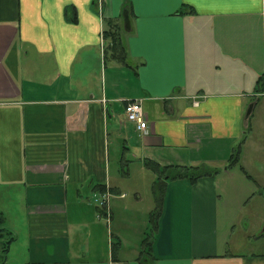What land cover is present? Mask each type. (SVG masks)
<instances>
[{"label": "crops", "instance_id": "1", "mask_svg": "<svg viewBox=\"0 0 264 264\" xmlns=\"http://www.w3.org/2000/svg\"><path fill=\"white\" fill-rule=\"evenodd\" d=\"M134 99L147 133L126 118ZM260 113L264 0H0V264H264V244L229 249L241 213L218 178L245 190ZM199 163L214 174L169 178ZM134 165L148 212L126 197ZM158 208L144 254L136 220Z\"/></svg>", "mask_w": 264, "mask_h": 264}, {"label": "rangeland", "instance_id": "2", "mask_svg": "<svg viewBox=\"0 0 264 264\" xmlns=\"http://www.w3.org/2000/svg\"><path fill=\"white\" fill-rule=\"evenodd\" d=\"M122 28H124V24L122 21ZM123 30V29H122ZM260 118L258 119L257 126L253 129V143H254V159L250 162L249 172L246 173L247 178V186L245 190L240 194V197L243 195L244 191L249 194L246 199H240L236 197V182L240 176L230 175V176H219L220 178V189L226 187L225 195H222L220 199L227 201L229 206L231 207V211L235 214L241 213L239 219L236 217V227L234 228L231 235V242L233 244L240 243V247L235 245H230L229 249L236 251V249L241 248L243 251H247L248 253L252 251H257L260 249L261 245L264 244V120L262 119V113L259 114ZM249 145V144H248ZM253 146V145H252ZM230 166L235 165V161H230L228 163ZM134 165L133 169L136 172L135 180H124L127 199L135 198V195L138 194L141 196L140 201L132 202L135 208L144 209L148 212L151 207L156 206V200L154 199V195L152 192V187H150L151 180L148 175L145 174V171L140 170ZM235 172L236 167L233 169ZM144 173L145 175H142ZM242 185V184H240ZM239 185V186H240ZM136 190L140 191V193H136ZM135 201V199L133 200ZM132 207H128L127 209H122L118 213L114 215L117 219L121 218V216H136L138 215L136 211L132 210ZM146 214L140 216L139 219L136 220L135 228H140L138 233V242L140 244L143 243L145 239V234H142L144 228L147 227L151 222L148 223V219L146 220ZM150 216V214H149ZM148 216V217H149ZM142 217V218H141ZM247 218V221L246 219ZM243 222H246L244 225ZM153 225V224H152ZM154 226V225H153ZM151 227V226H150Z\"/></svg>", "mask_w": 264, "mask_h": 264}, {"label": "trees", "instance_id": "3", "mask_svg": "<svg viewBox=\"0 0 264 264\" xmlns=\"http://www.w3.org/2000/svg\"><path fill=\"white\" fill-rule=\"evenodd\" d=\"M70 19H74V16H70ZM115 30V29H114ZM116 31V30H115ZM114 31V32H115ZM116 36V34H115ZM114 34H110V43L113 44L114 49H112L113 51H117L118 53H115L116 58L119 60H123L125 58V54L123 52V46L120 45V41L115 38ZM109 42V41H108ZM120 48V50H119ZM238 156V151L235 152L234 154H232V158L230 161L236 163L237 159L236 157ZM215 170L213 169H209V167L207 166V164L205 163H199V164H192V165H188V166H181L177 168V171H175V173L173 172H169V178L171 179H175V178H189L192 183H195L197 180H199L201 177L204 176H208V175H212L214 174ZM160 209L162 206V201L160 202ZM157 212H155L152 216V218L150 219L151 223V231L150 233H148V235L145 237L144 241H143V246L146 248V250L144 249L143 251L148 252L149 250H151V246L153 243V238L155 235V232L158 229V219H159V215L161 210H159V208L156 210ZM5 228L0 227V260L4 259L5 253L8 250V244L11 241V238L8 239H3L4 235H5ZM146 252L144 254H146Z\"/></svg>", "mask_w": 264, "mask_h": 264}, {"label": "built area", "instance_id": "4", "mask_svg": "<svg viewBox=\"0 0 264 264\" xmlns=\"http://www.w3.org/2000/svg\"><path fill=\"white\" fill-rule=\"evenodd\" d=\"M126 118L135 123L136 128L144 133L149 131L148 118L141 99L129 100L125 105Z\"/></svg>", "mask_w": 264, "mask_h": 264}, {"label": "water", "instance_id": "5", "mask_svg": "<svg viewBox=\"0 0 264 264\" xmlns=\"http://www.w3.org/2000/svg\"><path fill=\"white\" fill-rule=\"evenodd\" d=\"M127 20H128V15H127V12H126V16H125V19H124V21H126L125 25H127Z\"/></svg>", "mask_w": 264, "mask_h": 264}]
</instances>
